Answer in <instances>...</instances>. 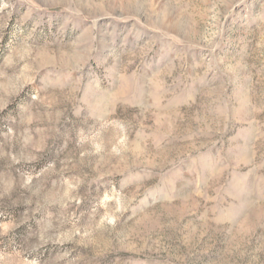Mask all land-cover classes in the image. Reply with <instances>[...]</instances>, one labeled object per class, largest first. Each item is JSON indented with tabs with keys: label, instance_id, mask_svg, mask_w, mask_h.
<instances>
[{
	"label": "rangeland",
	"instance_id": "374dc122",
	"mask_svg": "<svg viewBox=\"0 0 264 264\" xmlns=\"http://www.w3.org/2000/svg\"><path fill=\"white\" fill-rule=\"evenodd\" d=\"M0 264H264V0H0Z\"/></svg>",
	"mask_w": 264,
	"mask_h": 264
}]
</instances>
